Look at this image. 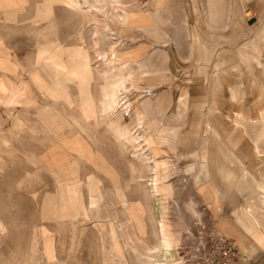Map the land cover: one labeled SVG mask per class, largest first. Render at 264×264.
I'll return each mask as SVG.
<instances>
[{"label":"rangeland","instance_id":"374dc122","mask_svg":"<svg viewBox=\"0 0 264 264\" xmlns=\"http://www.w3.org/2000/svg\"><path fill=\"white\" fill-rule=\"evenodd\" d=\"M42 1H18L16 17L9 20L2 13L6 11L0 9V30L6 36L3 44L14 51L21 68L6 72L0 67V85L1 80H5L4 75L16 83L27 82L34 72L28 73V70L34 65L40 47L56 40L63 45L79 43L83 48L90 43L87 54L96 76L81 79L76 66L67 74L71 77L46 83L45 88L51 94L49 100L38 103L34 112H28L34 114V120H27V124L34 125L26 126L25 133L22 130L11 137L6 144L9 151L0 150V264H158L160 257L155 253L162 245V230L178 233L181 230L175 244L178 254L167 264H264L263 232L252 210L248 211L259 197L264 200V195L246 190L240 193L235 206L230 195H220L215 207L216 202L207 201L206 194L200 191L205 183L196 180L197 175L191 171L192 165L203 162L201 157H205L214 185L223 189L230 184L231 177L237 183L243 181L242 187H254L253 178L245 177L240 169L241 160L251 170L244 171L264 181V145L257 147L237 123L239 115L256 120L264 109V76L260 73L264 68V43L259 48L254 47L257 51L249 50L258 53L261 62L252 66H255V74L244 68L242 75L231 68V61L224 69H216L218 53L206 62L204 59L211 50L204 49L206 46L202 44L203 39L209 40L210 35L216 34L215 52L229 50L236 56V48L263 29L264 0H226L229 9L219 10L224 16L228 13L222 25L211 21L213 14L209 10L214 9L210 5L213 0H163L155 14L148 13L152 0H137L143 8L140 7L144 11L143 18L128 28L118 26L107 12L96 11L102 2L94 0V6L89 7L86 6L90 0L83 2L79 4L80 12L55 3L53 20L57 32L47 37L39 30L46 28L49 21H35L37 5ZM82 21L95 23L91 37L88 30L93 25L81 27ZM161 21L164 23L159 25ZM141 22L157 25L166 33V38L150 35L141 28ZM105 31L116 40L119 50L133 51L136 46H143L142 54L125 68V72L129 71L128 78L130 74L140 76V71L144 70L138 59L149 66L143 77L135 83L128 81L122 91L124 97L128 95L124 100L129 104L127 113L130 111L123 118L125 123L137 133L141 132L135 109L142 105L146 98L144 91L149 87H152L153 100L162 97L166 101L159 110L166 114L163 122L166 127L176 125L179 99L186 100V114L178 130L176 149L170 150L164 144L157 158L167 159L165 168L155 166L153 160L157 156H153L146 145L127 143L119 138L115 131L118 123L105 118L102 75L106 65L98 56L99 45H95V39L98 44L99 34ZM236 37L241 38L236 45L222 43ZM49 50L50 45L44 54ZM56 54L62 57L61 51H53L45 60L48 69L54 68L52 60ZM65 64L64 60L62 71ZM61 74L51 71L55 78ZM47 76L51 81L50 75ZM217 76L219 79L215 80ZM239 85L244 95L234 99L231 89ZM4 92L0 88V95H5ZM84 98L87 100L83 105H91L92 110L85 111ZM2 110L0 104V114ZM74 117L94 138L89 140L90 144L87 138L73 136L78 125ZM207 122L214 125L218 137L206 133ZM98 152L103 153L119 173L117 181L104 175L93 162ZM32 154L38 156L37 164L30 161ZM143 158L153 164L151 170ZM92 181L100 184L94 185ZM155 184L169 185L170 194L157 199L154 189L158 185ZM164 206L166 214L162 219L160 209ZM239 215L244 219L246 234L249 235L246 228L249 224L254 229L249 236H257L248 248L237 239L238 246L232 233L220 226L222 219L236 220ZM81 225L83 231H80ZM202 225L207 230L205 240L209 250L197 263L187 255L186 236H194ZM219 236L231 242L234 248L231 250L222 241L218 243Z\"/></svg>","mask_w":264,"mask_h":264},{"label":"crops","instance_id":"0c3cea01","mask_svg":"<svg viewBox=\"0 0 264 264\" xmlns=\"http://www.w3.org/2000/svg\"><path fill=\"white\" fill-rule=\"evenodd\" d=\"M18 1L21 2V0H0V9L2 8L4 11H6L5 12L6 16H5L4 12L2 11L5 19L9 20V19L16 17V12H17L16 8L20 7L18 5L19 4ZM65 1L66 0H43L41 3H39L37 5L35 21H41V20H48L49 21V24L46 28L39 30V32L43 36L47 37L48 34H50V33L56 34V32H57V25H56V22H54V20H53L54 19V9L53 8H54L55 3L65 4L66 6H68L73 11L80 12L79 11L80 10L79 5L73 6L74 4L70 5V3H67L68 1H66V2ZM93 1L94 0H90L89 4L86 7H89L91 4L94 5L95 1L94 2ZM162 2H163V0H152V3L150 5V13L155 14V12H157L159 10V8L162 7V5H161ZM212 2L210 3V5L211 6L213 5L214 9L211 8L209 10L213 14L211 21L222 25L225 22L226 17L228 16V13L226 12V15L224 16V13H220L219 10H223V9L228 10L229 4L227 3L226 0H213ZM82 8H84V7H82ZM141 9H143V8L141 7ZM92 10H94V8ZM0 12H1V10H0ZM125 13H127V12H125ZM221 16H224V17H221ZM263 17H264V14H263ZM138 20H140V19L137 18L136 22ZM93 21H95V20H93ZM162 21L158 22L159 25H161V23L162 24L164 23ZM0 24H1V22H0ZM87 24L93 25V27H91L90 30H88V31H90V37H91L93 29L95 27V23L93 24L90 21H88V22L82 21L80 25H81V27L82 26L84 27ZM226 27H227V25L225 26V28ZM141 28L146 30L150 35H153L157 39L166 38V33L163 30H161L159 27H157V25H154V24L151 25V24H147V23L142 22ZM258 30H256V32ZM215 38H216V34H213V35H210L209 40L203 39V41H202L203 46H206V48H204V49H206V50L210 49L211 50V52H209V50H208L207 57H205V59H204L206 62H210L213 59L214 54L218 53V58L216 59V61L214 63V67L216 69L217 68L219 70L224 69V66L227 65L231 61V64H232L231 68L234 71L238 72L240 75H242L246 69L247 70L250 69L252 71V73L255 74V72H256L255 66H254V68L252 66L253 65H260L261 62H260L259 54L256 52H250L249 50L254 49L255 46H257V48H259V45L261 43H264V27H263V29H261V31L259 33H256L255 38H253L252 40L247 41L244 44H242V48H244L243 53H239L238 47L236 48V56H235V54L233 56V53H231V51H229V50H222V51L215 52L214 49H216V47H217V45L214 43ZM5 39H6L5 32L0 30V67L3 69V70L2 69H0V70L6 71V72H16L17 69L20 67V63L18 62L16 54L14 53V51L12 49L10 50L9 47L5 48V46H4ZM240 39L241 38L236 37L234 39L225 40L222 43L233 44V42L236 41L237 42L236 44H238ZM96 40L97 39H95V45L97 46ZM3 42H4V44H3ZM48 45H50L51 50H49L48 54H47V52L44 54V51H46L48 49ZM89 45H90V43H87L83 48L82 46L79 45V43L63 45V44H61V42L59 40L58 41L56 40V42H47L46 45L40 47V49L37 53L36 59L34 60V63H33L34 65L29 68L28 73L31 72L32 70L34 72H31L32 77L30 79H27V82L22 83V81H21L20 83L19 82L16 83L13 79L10 78V76L4 75L5 80H1L2 85H0V88H2V90L5 91L3 93L5 95H0V104L3 105V110L0 114V150L9 151V149L6 148V144L11 139V137L16 136L20 131L24 130L26 128V126H29L31 124V127H32L34 125V124L30 123L34 120V118H33L34 114L33 113L28 114V112L29 113L34 112L35 109L37 108L38 103H40V102L47 103V100H49L51 94H49L48 90H46L45 84L48 82H51V83L52 82L53 83L60 82L65 76H67V74L69 73L70 70L73 71V69H71V68H75L77 66V64H75V63H77V61H76V58H74V56H76V57H79L81 55H87L88 56L87 50L90 51ZM220 45H222V44H219V46ZM140 46H142V45L136 46L135 49L138 51ZM250 46H252V47H250ZM104 50H106V48H104V49L100 48L99 49V53H98L99 57L106 56L102 52ZM254 50H256V49H254ZM53 51H56V52L61 51L62 57L58 58V54H56L55 59L53 58V60H52L54 68L48 69V66H47L45 60L49 56V53L50 52L53 53ZM69 56H72L71 61L69 60ZM138 57L139 56L137 55V58ZM62 58H64V59L62 60ZM64 60L66 62L65 70L62 71L61 67H63V65H64ZM137 61H139V64H140V60L138 59ZM37 68H40L38 70L39 72H36ZM244 68H245V70H244ZM19 69H21V68H19ZM143 69H144L143 71H140L142 77L144 76V74H146V72H147L146 70L148 68L147 69L143 68ZM51 71L52 72L55 71L57 73L61 72L62 74L59 75L57 78H55L54 76L51 75ZM42 72L45 73L46 76H44V74ZM260 73L262 76H264V68L260 71ZM48 74L52 78L51 81L48 80V76H47ZM219 74H218V76H219ZM218 76L215 77V80L219 79ZM256 79H258V77H256ZM72 84H74V82H72ZM91 85L93 88L95 87L94 82ZM52 91H54V90H52ZM232 92H236V96H233ZM54 93H55V91H54ZM243 95H244V90L241 88V85L233 87L231 89V96L234 99H238V98L242 97ZM162 103H163V105H165L164 102H162ZM87 107L88 106H85L83 108L85 109ZM186 109H187L186 100L184 97H181L179 99V111L182 113L181 114L182 118L176 119V121L177 120L181 121L179 123L178 129H176L177 133L174 132L175 127L177 126V123L173 127L164 126V124H163L164 120L163 119L166 118V114L162 113V111L158 112L156 115H153L152 117H150L149 119L151 121V124L149 125L148 128L146 127V130H141V132L148 131L150 134L152 132H155V133H153L154 136H158V137L161 136L164 138V140L161 144L162 148H163V145L166 144V145H168L170 150H174L170 145L171 138H173V136L174 137L178 136V130H179L180 126L182 125V122L185 118ZM159 110H160V108H159ZM104 115L106 116L105 113H104ZM105 118L108 119L107 116ZM27 120L30 121L28 124H27ZM60 120L62 121V115H61ZM73 120H76L78 122L76 133H74L73 136L74 137L75 136H82L84 138H87L88 143L90 144L89 140H94V138L91 137L90 134H88L86 132V129H85V127L81 121L77 120L75 117ZM237 120H238L237 123L244 129L246 134H248L252 137V139L254 140V142L257 146V143H256L257 138H259V136L261 135L262 127L264 125V109L261 111L260 117L256 120H252V119H250L248 117H244L242 115H239V117H237ZM40 121H41V119H40ZM107 122L115 130L116 127L113 126L111 122H109V121H107ZM35 126L37 128L36 124H35ZM160 129H162L164 131L163 134L159 133ZM205 130H206L207 134H213L216 137L219 136L218 131L216 130L214 125H212V123H210V122L206 123ZM115 131L117 132L118 137L121 138L119 135V132L117 130H115ZM84 132H86V133L84 134ZM24 133H25V130H24ZM60 135H61V132H60ZM175 140H176V138H175ZM12 142H14V140ZM220 142H221V140H220ZM220 144L222 145V143H220ZM96 154H94V156H93V162L96 164L97 168H99V170L103 171V174L108 176L110 179L112 177L114 181H117V178H119V176L117 175L118 172L115 171L114 166L107 160L106 156L103 153L98 152ZM32 156L33 157H31L32 159L30 158V161L32 160L34 163L37 164L38 163V158H37L38 156L36 154H32ZM198 158H200V157H198ZM239 162H240V169L243 171V174L245 177L251 176L254 179L253 182L254 181L256 182V180L259 181V179H257L254 175H252L251 172L248 171L250 169L248 167H246V165L243 164V162L241 160ZM198 169H202V162L198 163V164H193L191 167V171L194 175L195 174L197 175ZM207 169H208V165H207ZM245 169H248L247 170L248 174L245 173V171H244ZM219 172L223 175L225 174L224 170H220ZM228 175L231 176V174H228ZM209 177L211 178V175H209ZM152 179H155V176ZM94 180H95V178H94ZM209 180H210V182H209ZM201 182L203 184L204 183L206 184L207 182H209V186L211 189V196H212L211 201L216 202L215 207H217L218 199H219L220 195L221 196L230 195L231 196V202L233 203V206H235L237 204V200L239 198L240 193H243L246 190H249L251 193H254L256 195L262 194V192H260V191L257 192V190H255L256 189L255 183H254V187L245 188V187L240 186L241 184H243L242 183L243 181L242 182L240 181L237 183V181L233 180L231 177L229 180L230 184L223 189L219 188V186H217L216 184H215L216 185L215 186L211 182V179H209V178L207 180H201ZM91 183L100 184V182H97V181H92ZM119 183L122 184L121 181ZM236 186H238V188ZM261 199H262V196L259 197L257 200H261ZM244 215H246L248 217V214H244ZM240 216H242V215H239L238 218H240ZM230 220L236 221L237 218H236V220H234V219H230ZM226 221H229V219L228 220L222 219L220 221V226H222L223 223H225ZM248 223H249V221H248ZM246 228L248 230L247 233H249V235H251L254 232V229L251 228L249 224H248V227L246 226ZM231 235L236 238L235 243L238 246H240L237 242L236 235L235 234H231ZM242 249H244V248H242Z\"/></svg>","mask_w":264,"mask_h":264},{"label":"bare ground","instance_id":"6f19581e","mask_svg":"<svg viewBox=\"0 0 264 264\" xmlns=\"http://www.w3.org/2000/svg\"><path fill=\"white\" fill-rule=\"evenodd\" d=\"M66 1H68V3H70V4H74L73 6H78L79 4L81 6V4L83 5V2L87 3L88 0H66ZM95 1H96V3L97 2L103 3V5L101 7L96 8V11L107 12V15L111 18V20H113L121 28H124V27L128 28L130 26H133L136 24L137 18H139L140 21L143 18L144 11L140 10V6H139V3L137 2V0H95ZM86 3H84V4H86ZM88 3H89V1H88ZM93 6H91V8ZM82 9H84V8H82ZM125 12H127V13H125ZM148 13H150V7H148ZM140 25L142 26V22ZM104 26H107V24H104ZM96 34L98 35V33H96ZM99 36H100L99 43L97 42L98 43L97 45H99V47L101 49L106 48V50L102 51L106 56L100 57V60L101 61L103 60V64L106 65V69L102 75L104 77V80H105L103 112L106 114L107 118L111 120V122H117L118 123L117 131L119 132V135L122 139H124L127 143L130 142V143H135V144L137 143V144L146 145V147L150 150V153H152L153 156H155V155L157 156L156 159L153 160L155 166L158 169L161 168V166H162V168H165V164H167L166 163L167 159H165V157H163V161L157 160V158L159 159V156L163 150L161 147V144H162L164 138L161 136H159V137L154 136L152 133L150 134L148 131H143V132L137 133L138 131L136 129L130 127L128 123H125L123 121V118H125V114H127V116H128V114H130V111L127 113V110H129L128 109L129 104L127 103V100H124V98L127 97L128 95H125V97H124L123 96L124 92H122V91L124 89H126V87H127L126 83H128V81L135 83L142 77V75L140 73V76L130 74L129 78H128V72L129 71L125 72V68H128V65L130 63H132L133 60L136 61L137 55L140 56L142 54L143 46H140L138 51L136 49H134L133 51H123V50L118 49V44H117L116 40L114 38H112L108 32H106V31L102 32V34H100ZM236 43H237L236 41L233 42V44H236ZM250 47H252V46H250ZM238 50H239V53H243L244 48H242V46H239ZM71 58H72V56H69L70 61H71ZM74 58H76V61H77V63H75V64H77V68H78V73H77L78 77L81 79L83 77H86V76H90V77L94 78L96 72L93 70V67L89 62L88 56L87 55H81L79 57L74 56ZM144 62L140 61V65L145 69L149 68L147 63H146V65H144ZM98 74H99V72H98ZM68 77H71V75L69 74L67 76V78ZM232 93H233V96H236V92H232ZM144 94H145L146 98L144 99L142 105L136 106V109H135V113L137 115V120H138L137 125H138L139 130H146V127L147 128L149 127V125L151 124V121L149 118L152 117L153 115H156L158 112H160L159 111L160 105L163 104L162 102H165L164 101L165 99L162 97H159L156 100L152 99V95H153L152 87H149L146 91H144ZM86 100H87V98H84L82 100V104H84V102H86ZM85 106H87V105H84L83 107H85ZM120 107L121 108L123 107L122 108V110H124L123 113H121ZM85 109H86L85 111L92 110L91 105ZM150 112H153V113H150ZM181 114L182 113L179 111L178 115H177V119L182 118ZM180 122L181 121H178V120L176 121L177 126L175 127V131H174L175 133H177L176 129H178ZM159 133L163 134L164 131L162 129H160ZM175 138H177V137L173 136V138H171V142H170V145L173 149H176V145H177ZM256 143H257V146L264 145V125L262 127L261 135L259 136V138H257ZM144 149H146V148H144ZM137 154H139V153H137ZM196 156L201 157L200 154H198ZM202 159H203L202 169H198L196 180H207L208 178L210 179V177H209L210 171L207 169L205 157H203V158L201 157V160ZM142 161H144L145 164H147V168L149 170L152 169L151 166L153 164L148 163L144 158ZM245 173L248 174V171H245ZM209 182H210V180H209ZM209 182H207L205 185H203L200 188L201 189L200 191H202L203 193L206 194L205 198L207 201L208 200L211 201V199H212ZM254 183L256 186L255 190H257V192L261 191L262 195H264V181L263 180H259V181L256 180V182L254 181ZM146 185H148V184H146ZM155 185H158V184H155ZM170 190H171V188H169V185L159 184L154 189V192L156 194V195L155 194L154 195L158 197L157 199H159V196L169 195L171 192ZM263 201L264 200H256V202L254 203L253 206H249L248 211L252 210L254 217H255V222L258 224V226H260V228L263 232V236H264V203H263ZM90 203H91V205L93 204L92 201H90ZM165 214H166V208L164 206L160 209V215H161L162 219L165 218ZM241 218L242 217L238 218L236 221H232V220L226 221L225 223H223V225L221 227L223 230L227 231L229 234L230 233L235 234L239 243L240 244H246V247L248 248L249 245L252 244V242L254 240H256L255 239L256 235H254V236L252 235L253 236L252 237V236H249L248 234H246V232L244 231L246 229H244V224L242 222V221H244V219L243 218L241 219ZM83 225H81L80 231H83V229H84ZM172 227H174V226H172ZM161 229H162V227H161ZM180 232H181V230H180ZM179 233L178 232H167L164 230L161 231L160 244H162V245H161V247L158 246L159 249L155 253L156 255H158L160 257L158 264H167V263H169V261L171 259H173L175 257V255L178 254L176 251L175 244H177V240L179 238L178 237ZM180 235H181V233H180ZM260 239L262 240L263 238H260ZM258 241H260V240L258 239ZM261 244L264 247V242ZM145 263H147V262H145Z\"/></svg>","mask_w":264,"mask_h":264},{"label":"built area","instance_id":"2783aa9c","mask_svg":"<svg viewBox=\"0 0 264 264\" xmlns=\"http://www.w3.org/2000/svg\"><path fill=\"white\" fill-rule=\"evenodd\" d=\"M205 226H199L196 229V233L193 236H186V245H189V254H187L189 256L190 259H192L193 261H196L197 263L199 262V260L204 259V256H202V254L204 253L205 256L209 250V247L207 248V243H206V235H207V230H205ZM219 242L218 243H222L223 244H227L229 245V248L232 250L234 248L233 244L231 242L226 241V239H223L221 236H219Z\"/></svg>","mask_w":264,"mask_h":264}]
</instances>
